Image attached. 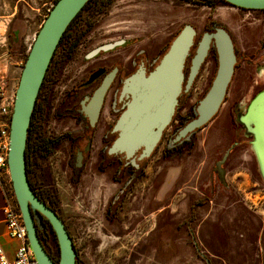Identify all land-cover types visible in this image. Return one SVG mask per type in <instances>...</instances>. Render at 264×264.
I'll use <instances>...</instances> for the list:
<instances>
[{"label": "rangeland", "instance_id": "obj_1", "mask_svg": "<svg viewBox=\"0 0 264 264\" xmlns=\"http://www.w3.org/2000/svg\"><path fill=\"white\" fill-rule=\"evenodd\" d=\"M49 1L0 0V23L6 24L0 32V98L16 89L27 48L35 36L33 33L40 28ZM83 17L92 19L96 26L93 35L97 37L75 53L65 68L67 73L60 70L57 80L63 74L75 73L74 79L78 81L90 66L83 68L82 57L92 46L110 42L109 38L137 35L141 39L139 45L154 43L159 47L175 26L188 23L200 29L210 18L220 20L230 30L240 55L220 109L197 131L193 145L165 158L161 154L163 142L158 143L145 163L143 176L125 195L123 207L126 209L115 210L109 222L103 210L105 187L98 185L104 183L101 181L104 177L92 180L86 176L75 187L65 177H59L61 196L56 198L60 200L56 205L75 240L81 264L91 260L93 264H131L132 259L136 260L134 264H206L195 250L185 226L189 206L196 199H204V207L198 215L193 213L194 238L201 241L205 255L213 264H264V179L251 145L252 136L240 121L249 101L264 89V42L261 40L264 10H242L225 2L209 6L198 0H93ZM162 54L156 57L154 65ZM140 61L147 63L143 58ZM57 95L55 100L45 98L38 114V131L42 133L53 131L51 128L56 127L53 122H59L54 120L50 109L59 103L61 94ZM231 144L234 146L218 177L212 172L213 166L224 162L226 154L223 153ZM62 148L64 143L58 150ZM51 156L53 171L62 169L68 174L63 166L64 154L57 152ZM93 164L88 160L86 169ZM167 178L169 184L164 188ZM97 188L99 193L93 197L92 192ZM148 199L149 209L143 211ZM142 211L144 217L140 216ZM139 218L142 231L136 225ZM125 219L133 221L131 231L114 232ZM99 231L104 233L100 238ZM94 241H98L95 250L90 246ZM44 246L57 260L59 249L55 237L49 234Z\"/></svg>", "mask_w": 264, "mask_h": 264}, {"label": "flooded vegetation", "instance_id": "obj_2", "mask_svg": "<svg viewBox=\"0 0 264 264\" xmlns=\"http://www.w3.org/2000/svg\"><path fill=\"white\" fill-rule=\"evenodd\" d=\"M154 1L156 2L160 0ZM54 2H56V0H54ZM87 8L88 5H85L77 12L60 37L53 53L54 55H52L48 63L40 84L37 94L38 98L36 100V111L32 116L31 124H29L28 128L30 134L27 147L29 169L27 177L30 186H32L31 188L38 198L54 210L62 219L67 231L68 227L56 205V203L60 204V200H57L56 198L61 196L59 192L60 189L58 188L60 187L59 181H61L59 180V177H65L69 185L72 187L79 186L82 179L86 176L92 180L104 177V179L101 180L104 183L99 182L98 185H103L105 187L103 192L105 201L103 202V210L104 217L106 218V221L109 222L111 214H113L115 210L122 208L126 209V207H123L125 195L132 188L133 184L143 176V172L147 168L145 163L147 162V159L150 158L151 153L154 151L158 143L161 144L163 142L161 154L162 157L165 158L188 150L193 145V137L197 131L207 125L220 109L224 99L217 112L206 123L188 132L184 137L174 140L178 131L189 120L196 116L197 103L208 90L214 76V69L217 65V50L214 40L211 39L197 72L187 86L192 58L197 52L203 34L205 32L213 33L217 27L224 28L229 33L232 40L236 62L237 55H240L236 51L237 47L232 33L223 23H221L220 20L210 18L200 29H197L194 25L190 24L194 28L195 33L184 61L182 92L178 96L174 114L169 123L163 128L158 142L150 153L144 156H142V146L134 150L130 156H128L125 151L110 153V146L119 136V129L115 128V126L120 114L126 108L127 102L129 101V95H122L124 79L134 73L140 65H142L146 71L151 70L154 67L156 57L168 49L171 41L185 24L177 25L169 30V37L159 47H156L154 43L139 45L141 39H137V35L128 37L130 35L123 34L116 40L109 38L111 39L110 42L105 41L97 46H92V48H90L82 57L80 61H84L83 68L90 66L85 72H83L82 77L78 81L74 79L77 77L75 73L69 75L63 74L57 80V74L60 70L67 73L65 68L69 65V62L73 60L75 53H77V51L86 43L88 45L92 44V39L97 37L93 35L96 26L92 22V19L88 20L87 17H83ZM241 9L246 10L245 8ZM254 10L263 11L264 9H253V11ZM100 34L101 32L97 35L99 36ZM261 40L264 42V35ZM106 45L113 46L104 49V46ZM117 48H119V50L114 51ZM59 52H61V55H58ZM142 58L147 61L146 64L145 61H140ZM200 78L201 81L199 82L198 79ZM72 80L73 83H71ZM105 81L107 84L104 87L100 98H95L97 89L101 87ZM60 83L61 85H59ZM69 83H71V85H68ZM50 86L53 87L50 88ZM58 87L61 88V91H58ZM62 90L64 92H62ZM57 94H61L59 103L55 108L50 107V109L54 120L58 119L59 122H53L56 124V127L51 128L53 131L42 133L38 131L40 128V125H38V114L43 108L45 98L51 99L52 97V99L55 100L54 97L58 96ZM226 94L227 91L224 97ZM250 135L252 136L251 133ZM63 143L65 144V148H62L63 151L58 150L61 149ZM231 146L233 147L234 145L231 144L223 153L226 154L224 162L213 166L212 172L216 173L218 177L221 176V170H223L225 160L232 150ZM57 152L64 154L63 166L67 169L68 174L62 169L57 172L55 170L53 171L51 155ZM88 160H92L94 164L87 170L86 166ZM167 179L164 188L169 184V178ZM98 193L99 191L97 188L92 192L94 195L93 197H96ZM95 200L96 199L92 200V202H95ZM170 201H172V199ZM149 202L150 200L148 199L144 205L143 211L149 209ZM170 205L169 211L171 210ZM203 207L204 199H196V201H193L190 204L189 215L185 218V226L187 233L192 236L193 246L201 260L206 264H213L209 256L205 255V250L202 248L203 245L201 241L194 238V229L192 227L194 220L192 219L194 216L193 213L195 212L196 215H198L197 212ZM143 211L140 215L142 217H144ZM33 214H36L40 220V225H37V232L39 229L42 237L45 238L50 230L54 232L47 218L40 213L33 212ZM127 219L120 222L119 225L122 229L120 230L118 227L114 232H130L133 221L126 222L128 221ZM136 221V225L139 226L141 228L140 231H142L143 227H141V218ZM102 232H98L99 238ZM68 233L71 239L72 248L75 251V263L81 264L75 240L71 232L68 231ZM109 233L111 234V232ZM102 234L104 235V233ZM112 236L115 237L114 235ZM97 244L98 241H94L90 246L95 250L94 248H96ZM146 248L147 245L143 249L144 252L146 251ZM137 254L141 255L140 253ZM152 261L157 263L155 259H152ZM130 262L131 264H134L136 263V260L132 259ZM93 263L94 261L91 260L88 264ZM161 264H165V262Z\"/></svg>", "mask_w": 264, "mask_h": 264}, {"label": "water", "instance_id": "obj_3", "mask_svg": "<svg viewBox=\"0 0 264 264\" xmlns=\"http://www.w3.org/2000/svg\"><path fill=\"white\" fill-rule=\"evenodd\" d=\"M88 0H56L45 17L30 45L14 92L9 124L7 166L13 191L24 222L28 243L37 264H76L75 251L62 219L44 204L32 190L26 171L25 147L31 113L48 63L60 37L69 22ZM245 9H264V0H223ZM194 28L185 24L171 41L168 49L151 70L142 65L124 79L122 95H129L126 108L120 114L115 128L119 136L109 148L110 153L125 151L130 156L143 147L142 156L148 155L158 142L163 128L169 123L182 92L183 66L194 36ZM217 50V66L211 84L199 99L197 114L177 133L174 140L206 123L219 109L231 80L236 56L229 33L222 27L215 32H205L196 54L192 58L187 86L192 81L203 60L210 40ZM113 45H106L108 49ZM106 81L95 93L100 98ZM240 121L252 134L254 150L260 173L264 179V89L249 101ZM33 212L42 214L50 222L59 249L54 261L44 247L38 232L40 220Z\"/></svg>", "mask_w": 264, "mask_h": 264}, {"label": "built area", "instance_id": "obj_4", "mask_svg": "<svg viewBox=\"0 0 264 264\" xmlns=\"http://www.w3.org/2000/svg\"><path fill=\"white\" fill-rule=\"evenodd\" d=\"M54 3V0H50L46 3L43 18L39 26L43 23L45 17L54 6ZM33 35H35V32ZM33 39L34 36H32V41ZM29 46L27 51L29 50ZM14 92L15 90L11 89L9 95L5 94L0 98V193L3 199L1 211L6 233L9 238L17 241V246L13 256L8 257L3 247L0 245V264H37L35 255L27 240L24 222L16 201L7 166L9 124L13 108Z\"/></svg>", "mask_w": 264, "mask_h": 264}, {"label": "crops", "instance_id": "obj_5", "mask_svg": "<svg viewBox=\"0 0 264 264\" xmlns=\"http://www.w3.org/2000/svg\"><path fill=\"white\" fill-rule=\"evenodd\" d=\"M3 204L2 195L0 193V245L3 247L6 255L8 257H12L17 246V241L9 238L6 233V227L3 222V214L1 211V207Z\"/></svg>", "mask_w": 264, "mask_h": 264}, {"label": "trees", "instance_id": "obj_6", "mask_svg": "<svg viewBox=\"0 0 264 264\" xmlns=\"http://www.w3.org/2000/svg\"><path fill=\"white\" fill-rule=\"evenodd\" d=\"M93 0H88L85 4H84V6L85 5H88L89 3H91ZM199 2H201V3H205V4H208L209 6H215L216 4H217V2H225V1H223V0H198ZM226 3V2H225ZM54 55V54H53ZM37 98H38V96L36 97V100H37ZM36 111V101H35V104H34V109H33V111H32V113H31V119H32V116L34 115V112ZM31 119H30V124H31ZM29 131H28V134H27V140H26V147H25V155H26V170H27V173H28V159H27V147H28V139H29ZM32 187V186H31ZM49 234H51L53 237H55V234H54V232L52 231V230H50V232H49ZM49 234H47L46 236H45V238L44 237H42L41 236V232H40V230L38 229V235H39V237H40V239L43 241V244H44V241L46 240V238H47V236L49 235ZM56 239V238H55ZM45 247V246H44ZM49 253V252H48ZM50 254V253H49ZM50 256H51V254H50ZM59 256V255H58ZM52 257V256H51ZM52 259L54 260V258L52 257ZM58 260V259H57ZM57 260H54V261H57Z\"/></svg>", "mask_w": 264, "mask_h": 264}, {"label": "bare ground", "instance_id": "obj_7", "mask_svg": "<svg viewBox=\"0 0 264 264\" xmlns=\"http://www.w3.org/2000/svg\"><path fill=\"white\" fill-rule=\"evenodd\" d=\"M236 7V6H235ZM238 8V7H237ZM5 28H6V24H4V23H0V32L2 31V30H5ZM35 37V36H34ZM31 45V44H30ZM29 48H30V46H29ZM29 51V50H28Z\"/></svg>", "mask_w": 264, "mask_h": 264}]
</instances>
